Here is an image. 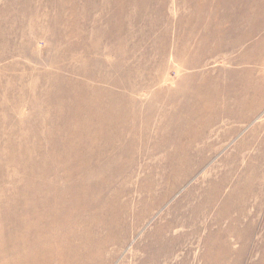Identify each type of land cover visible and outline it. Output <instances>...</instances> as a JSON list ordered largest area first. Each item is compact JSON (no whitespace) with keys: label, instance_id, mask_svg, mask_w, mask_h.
Segmentation results:
<instances>
[{"label":"rangeland","instance_id":"1","mask_svg":"<svg viewBox=\"0 0 264 264\" xmlns=\"http://www.w3.org/2000/svg\"><path fill=\"white\" fill-rule=\"evenodd\" d=\"M255 1L0 0V209L48 179L79 264H264Z\"/></svg>","mask_w":264,"mask_h":264},{"label":"bare ground","instance_id":"2","mask_svg":"<svg viewBox=\"0 0 264 264\" xmlns=\"http://www.w3.org/2000/svg\"><path fill=\"white\" fill-rule=\"evenodd\" d=\"M253 3L260 5L261 2L253 0ZM49 173L52 170L41 176L44 178ZM45 182L46 192L29 189L35 213L33 215L30 210L24 222H19L13 211L16 204L25 205L29 197L20 199L17 203L12 200L2 203L0 264H79L76 256L81 249L73 246L72 241L79 236V225L74 221L82 217L81 211L86 210L85 203L78 194L71 199L67 198L68 194L74 193L72 187L57 191L48 179ZM48 232H52L51 240L45 237Z\"/></svg>","mask_w":264,"mask_h":264}]
</instances>
